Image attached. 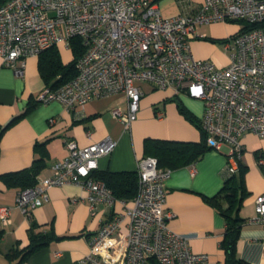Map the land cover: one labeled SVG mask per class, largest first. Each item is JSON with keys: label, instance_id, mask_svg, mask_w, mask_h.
Listing matches in <instances>:
<instances>
[{"label": "built area", "instance_id": "2783aa9c", "mask_svg": "<svg viewBox=\"0 0 264 264\" xmlns=\"http://www.w3.org/2000/svg\"><path fill=\"white\" fill-rule=\"evenodd\" d=\"M185 12L166 17L157 0H7L0 6V54L3 64L24 76L26 58L73 38L84 52L77 74L65 84L46 86L36 97L41 103L61 102L67 109L104 96L125 93L127 107L112 109L130 129L137 120L143 95L141 82L203 103L202 129L214 149L229 146L227 175L238 170L243 137L252 132L264 138V0H177ZM242 21L249 29L225 42L230 62L218 66L194 56L189 41L198 26ZM163 117V112H157ZM91 133V130L88 131ZM68 155L51 166V174L35 186L20 190L16 206L31 221L33 210L50 199L49 188L75 183L88 191L91 210L103 202L121 205L89 237V251L72 264H209V254L192 250L188 238L171 229L165 211L166 180L171 169L152 156L138 159L139 186L131 203L117 199L92 173L99 159L110 155L117 141L110 136L87 146L66 141ZM264 164V156L260 158ZM250 223L264 225V193L255 199ZM10 206L0 207L3 224L10 223ZM127 220L128 231L117 242L115 233ZM116 244H120L117 246Z\"/></svg>", "mask_w": 264, "mask_h": 264}, {"label": "crops", "instance_id": "0c3cea01", "mask_svg": "<svg viewBox=\"0 0 264 264\" xmlns=\"http://www.w3.org/2000/svg\"><path fill=\"white\" fill-rule=\"evenodd\" d=\"M202 1L192 0L195 7ZM158 6L166 17L185 12L177 0H159ZM201 26H198V32ZM206 37L191 39L195 57L226 66L230 62L229 57L216 56L211 51L213 41ZM63 44L55 46L64 61ZM139 84L143 95L138 118L130 129H126L122 121L112 114L114 107L126 109L125 93L96 98L72 110L59 101L41 103L36 97L48 85L39 69V56L27 57L25 74L18 76L3 64L0 54V129L24 113L0 136V175L33 166L41 156L37 143H45L46 151L44 165L37 175L38 183L51 174L53 163L67 157L65 143L69 139H74L80 146H87L110 136L117 141V146L110 155L99 159L98 169L137 171L138 159L144 156L145 139L200 141L203 138L201 127L180 112L173 98L178 95L179 101L198 119L203 114L202 101L183 93L177 94L173 89L161 90L147 82ZM31 103L33 108L25 112ZM157 112H163V117L156 116ZM242 140L245 148L240 161L246 168L244 183L248 195L241 215L247 221L242 226L237 248L239 256L249 264H264V225L248 221L254 215L256 197L264 193V164L259 161L264 156V138L248 132ZM228 152V145H224L222 150L213 148L191 165L173 169L165 183V211L175 213L168 219L169 227L185 235L193 251L208 253L209 264L225 262L221 240L226 221L209 199L216 196L224 185ZM19 191L17 187L8 188L0 177V207H11L10 223L5 225L0 219V264H16L18 259H11L9 252L15 246L24 248L30 242V220L16 206ZM49 195L47 202L33 210L32 220L44 230L53 229L61 238L37 250L21 264H72L88 253L89 237L97 233L105 220L121 210L119 202L113 207L98 202L93 212L88 191L75 183L52 186ZM127 223V220L122 223L113 242L127 233Z\"/></svg>", "mask_w": 264, "mask_h": 264}, {"label": "trees", "instance_id": "16d2710c", "mask_svg": "<svg viewBox=\"0 0 264 264\" xmlns=\"http://www.w3.org/2000/svg\"><path fill=\"white\" fill-rule=\"evenodd\" d=\"M6 1L7 0H0V6ZM158 1L159 0H157V2ZM250 27L251 26L244 25L241 30L249 29ZM206 38L213 42L217 40L215 38ZM70 47L73 51V59L68 63L62 60L60 51L56 46L47 48L39 55V69L48 86L52 88L59 87L76 76L77 60L83 54L84 46L81 39L75 37L71 40ZM177 97L173 99L177 101L180 112L202 129L201 119H198ZM33 106L32 103L29 104L25 112L30 111ZM23 115L24 113L20 116ZM19 117L12 119L7 125L2 127L0 129V136L5 129ZM202 131L203 138L200 141L147 138L144 144V156L155 157L159 167L171 170L191 165L198 161L207 151L213 149L207 143L206 132L203 129ZM36 148L40 150L41 156L34 161L33 166L0 175L8 188L17 187L23 190L37 184V175L43 167L46 157L45 143H37ZM238 169V173L235 172L227 175L221 191L216 196L209 199L224 216L226 221L224 235L221 240V246L225 252L224 264H249L239 256L237 248L242 226L247 221V218L241 215V209L248 195L244 183L246 168L241 161H239ZM92 176L96 180L103 181L111 188L117 199L130 201L137 194L139 186L138 171H110L97 169L92 173ZM222 200L224 202H222ZM60 238L61 236L57 235L53 229L44 230L31 219L29 244L24 248L15 246L9 252L8 256L11 259H18L16 264H21L34 252L48 246L53 240Z\"/></svg>", "mask_w": 264, "mask_h": 264}, {"label": "rangeland", "instance_id": "374dc122", "mask_svg": "<svg viewBox=\"0 0 264 264\" xmlns=\"http://www.w3.org/2000/svg\"><path fill=\"white\" fill-rule=\"evenodd\" d=\"M243 26L242 22L239 21H226V22H214L210 24H206L200 27L198 34H205L209 36V38H215V40L211 45V51L220 58H228L229 51L225 49L226 40L235 34L240 28ZM191 41V40H190ZM189 41V43H190ZM63 44V59L64 61L72 59L73 51L71 47H68ZM191 46V44H190ZM192 49V46H191ZM193 52V50H192ZM195 56V55H194ZM157 116V115H156Z\"/></svg>", "mask_w": 264, "mask_h": 264}]
</instances>
